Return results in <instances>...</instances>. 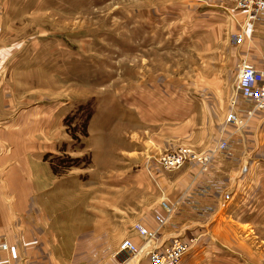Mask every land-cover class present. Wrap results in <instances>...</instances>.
I'll list each match as a JSON object with an SVG mask.
<instances>
[{"label":"rangeland","instance_id":"rangeland-1","mask_svg":"<svg viewBox=\"0 0 264 264\" xmlns=\"http://www.w3.org/2000/svg\"><path fill=\"white\" fill-rule=\"evenodd\" d=\"M236 2L0 0V69L37 78L41 98L71 99L65 125L72 145L48 158L57 172L72 171L71 201H78V191L85 193L86 246L74 258L78 242L56 235L61 241L47 243L71 248L70 264L126 261L130 254L120 252V245L125 239L137 243L130 232L138 235L136 226L143 223L132 225L131 217L148 200L159 199L161 212L150 229L160 239L156 216L168 219L167 226L182 200L170 201L158 176L170 180L190 162L211 172L216 153L235 157L234 139L242 145V165H230L228 191L211 195L212 209L199 204L197 224L180 234L188 243L181 263L264 264V109L242 130L225 125L239 49L243 60L264 66V22L246 25L239 45L236 36L243 30L233 16L244 22L245 14ZM199 100L213 103V111L196 107ZM212 139L215 149L205 151ZM224 140L228 145L221 149ZM182 147L208 155V169L196 159L166 169L161 156ZM78 171L85 173L80 180L74 177ZM132 172L151 175L150 190L133 183L142 179ZM101 221L111 226L102 235L95 226Z\"/></svg>","mask_w":264,"mask_h":264},{"label":"crops","instance_id":"crops-1","mask_svg":"<svg viewBox=\"0 0 264 264\" xmlns=\"http://www.w3.org/2000/svg\"><path fill=\"white\" fill-rule=\"evenodd\" d=\"M238 26L242 28L240 24ZM243 58L245 57L239 49L232 67L238 69ZM38 88L37 78L32 79L14 70L0 69V244L8 245L7 249L0 251V264H70L71 248L65 252L60 247L47 243L55 240L78 242L73 252L74 258L80 257L82 247L86 246L87 203L85 198L80 200V193H85L78 191V201H71L68 180L72 171L67 169L65 173L57 172L48 158V154L58 151L68 153L72 145L70 132L65 125V118L71 112V99L68 96L61 100H46L45 97H39ZM229 95L228 92L224 96ZM234 95L235 92L227 100V113L231 110ZM196 105L207 113H211L214 107L213 103L203 105V100ZM236 108L241 115H245L243 110L251 108V104L240 98ZM225 125L226 128L237 131L233 125L226 122ZM225 136L228 138L229 134L226 133ZM233 142L235 157H229L226 151L216 153L208 174H204L197 165L190 162L172 173L170 180L158 176L161 187L166 191L169 189L171 193L169 200H182L178 214L161 230L160 239L189 230L197 224L195 215L202 210L199 204L212 209L216 198H211V195H217L225 189L228 191L230 171L227 169L233 163L239 169L243 162L242 145L235 139ZM215 145L216 141L212 139L204 150L212 151ZM233 168L235 167L231 169ZM77 174L74 177L80 180L85 173L78 171ZM137 174L132 172V177L142 179V182L133 183H141L150 190L151 175L147 172ZM238 184L236 189L240 187ZM158 200H148L149 202L135 208L139 212L131 217V224L141 222L154 228V217L161 212ZM212 200L214 201L211 202ZM212 218L213 215L208 219ZM108 225L110 224L101 221L95 226L102 235L111 227ZM56 235H63V238L60 240ZM130 236L142 244L136 233L130 232ZM67 258L68 261H65ZM109 264L122 262L113 261ZM139 264L151 263L144 258Z\"/></svg>","mask_w":264,"mask_h":264},{"label":"built area","instance_id":"built-area-1","mask_svg":"<svg viewBox=\"0 0 264 264\" xmlns=\"http://www.w3.org/2000/svg\"><path fill=\"white\" fill-rule=\"evenodd\" d=\"M236 8L244 12V22L234 15L233 18L241 25L243 33L236 36L237 43L241 45L247 32L246 25L255 26L264 22V0H237ZM243 25H245L243 27ZM251 104V108L243 110L245 115H241L237 110L239 99ZM264 109V66L262 68L243 60L238 65V73L235 83V95L231 99V110L227 113L226 123L232 124L237 130L245 128L253 115L258 110ZM227 141H222L219 147L226 148ZM198 160L202 169H208V155H198L191 149L182 147L176 151L164 154L160 158L161 164L168 170L181 168L187 160ZM230 197L229 194L226 198ZM164 209L167 213L171 211V205L164 201ZM159 229H163L166 220L161 216H156ZM136 231L143 243L138 245L132 239H125L120 245V252H127L130 257L123 261L122 264H132L134 259L139 258V255L144 254L148 257L151 264H181L184 254L187 252L188 243L180 234L170 238H158L157 230L150 227L138 224ZM160 235V234H159ZM8 248L6 243L0 244V251Z\"/></svg>","mask_w":264,"mask_h":264},{"label":"bare ground","instance_id":"bare-ground-1","mask_svg":"<svg viewBox=\"0 0 264 264\" xmlns=\"http://www.w3.org/2000/svg\"><path fill=\"white\" fill-rule=\"evenodd\" d=\"M144 258H147V259H148V257H145L144 254H141V255H139V258L134 259V260L132 261V264H139L140 261L143 260Z\"/></svg>","mask_w":264,"mask_h":264}]
</instances>
